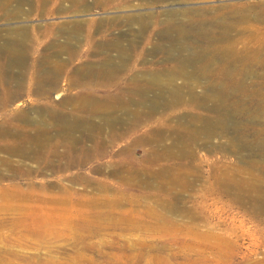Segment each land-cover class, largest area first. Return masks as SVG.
<instances>
[{"label": "rangeland", "instance_id": "rangeland-1", "mask_svg": "<svg viewBox=\"0 0 264 264\" xmlns=\"http://www.w3.org/2000/svg\"><path fill=\"white\" fill-rule=\"evenodd\" d=\"M1 128L0 264H264V0H0Z\"/></svg>", "mask_w": 264, "mask_h": 264}, {"label": "bare ground", "instance_id": "bare-ground-1", "mask_svg": "<svg viewBox=\"0 0 264 264\" xmlns=\"http://www.w3.org/2000/svg\"><path fill=\"white\" fill-rule=\"evenodd\" d=\"M213 48V47H212ZM149 82H152L154 85H157L159 82L157 81V80H150ZM223 85H227V84H225V83H223V82H221L218 86H223ZM60 93H58L57 94V96L59 95ZM169 96L172 98V99H176V97H177V92L176 91H174V90H172L171 91V93H169ZM77 100H78V102H77ZM91 99H90V97H89V95H86V94H82V93H79L76 97H74V96H72L68 101H71V102H77V107L75 108V109H80V110H83V112L85 111V112H89V113H96V112H99V111H101V109H104V107L105 106H99V107H97V106H93L92 105V103H91V101H90ZM115 100L117 101V97H115ZM67 101V102H68ZM115 105H118V103H115ZM53 116L52 117H54V118H52V119H50V121H47L46 122V120L45 119H43L42 118V121L44 122V120H45V123H47V124H50V126L51 127H54V128H56V129H58L62 134H65V135H67V136H69V135H71L72 133H73V131L74 130H77L78 128H79V125L78 124H73V122H71L69 119H67L65 116L64 117H60L57 113H55L54 111H52V112H50ZM67 116H69V115H67ZM72 116V115H71ZM137 116H139L138 114H137ZM66 118V119H65ZM137 118H139V117H137ZM138 120V119H137ZM120 121V120H119ZM118 121V119L117 118H110V119H108V120H106L105 122H104V124H105V126L108 124V125H112V126H116L117 125V123L119 122ZM203 121L205 122V123H208L209 121L207 120V119H203ZM78 123V122H77ZM1 126H3V125H1ZM8 127V126H7ZM94 127L93 126H91L89 123H86L85 122V124H83V130L87 133V134H92V129H93ZM42 130H39V129H37V131L36 132H34L33 134H30V136H31V139L33 138V139H35V137H36V135H38V134H40V135H42L43 134V132H45L44 130H43V132H41ZM41 132V133H40ZM3 133H6V130L4 129V128H1L0 129V134H3ZM190 137L192 136V135H198L199 133H200V130H198V129H193V130H190ZM89 135V136H90ZM72 136V135H71ZM31 139L28 137L27 138V140L29 141V143L30 144H27V143H24L23 141H22V144L20 143V145L21 146H19L18 147V145H17V147L18 148H16L17 149V153H20V154H22V155H27V153H25V152H22L21 150L22 149H24L26 146H32V143H36V142H31ZM76 140V139H75ZM143 140V139H142ZM73 142H76V141H73ZM14 146H16V144L14 143ZM178 147H179V149H181V147H180V144L178 145ZM28 148V147H27ZM30 148V147H29ZM15 149V148H14ZM31 149V148H30ZM84 152H85V150H84ZM83 152V153H84ZM184 154H185V152H184ZM187 154V153H186ZM185 154V155H186ZM41 155L40 154H37V153H34L33 154V157H35V158H37V157H40ZM3 197H5V195L3 194V193H1V191H0V198L1 199H3ZM2 205H4V204H2ZM6 208L7 209H10L12 212L14 211V206H13V203L11 202L10 204H6ZM176 208V207H175ZM13 215H14V213H13ZM13 219H14V217H12ZM12 228H14V220H13V223H12ZM2 246V245H1ZM0 249H2V247L0 248Z\"/></svg>", "mask_w": 264, "mask_h": 264}]
</instances>
